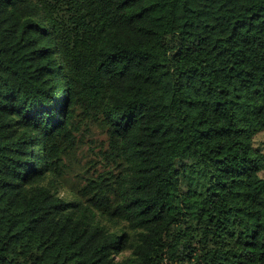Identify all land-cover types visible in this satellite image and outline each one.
<instances>
[{
    "label": "trees",
    "instance_id": "16d2710c",
    "mask_svg": "<svg viewBox=\"0 0 264 264\" xmlns=\"http://www.w3.org/2000/svg\"><path fill=\"white\" fill-rule=\"evenodd\" d=\"M262 132L264 0H0V264H264Z\"/></svg>",
    "mask_w": 264,
    "mask_h": 264
},
{
    "label": "rangeland",
    "instance_id": "374dc122",
    "mask_svg": "<svg viewBox=\"0 0 264 264\" xmlns=\"http://www.w3.org/2000/svg\"><path fill=\"white\" fill-rule=\"evenodd\" d=\"M168 47H173L174 42H167ZM78 118L82 121L79 123L78 131L80 143L74 153L65 158L67 172L62 179L60 186V194L63 196L77 195L78 188L82 182V174L87 170L89 174L96 172L101 168L100 151L104 147L107 139V134L101 130L95 122L90 120H83L82 113L78 111ZM255 144L264 146V132L259 133L255 137ZM257 186L264 189V180H259ZM264 212V210H263ZM240 221L229 220L228 226L235 235V246H238L239 241L242 240L244 232L248 231L254 223V218L251 215L241 214Z\"/></svg>",
    "mask_w": 264,
    "mask_h": 264
}]
</instances>
